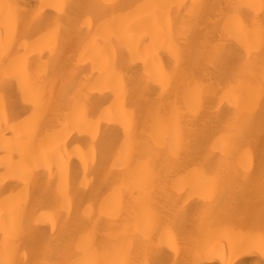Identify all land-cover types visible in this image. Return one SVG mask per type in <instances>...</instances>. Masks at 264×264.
I'll return each mask as SVG.
<instances>
[{
  "label": "bare ground",
  "instance_id": "obj_1",
  "mask_svg": "<svg viewBox=\"0 0 264 264\" xmlns=\"http://www.w3.org/2000/svg\"><path fill=\"white\" fill-rule=\"evenodd\" d=\"M48 2L0 0V264H264V12Z\"/></svg>",
  "mask_w": 264,
  "mask_h": 264
},
{
  "label": "snow or ice",
  "instance_id": "obj_2",
  "mask_svg": "<svg viewBox=\"0 0 264 264\" xmlns=\"http://www.w3.org/2000/svg\"><path fill=\"white\" fill-rule=\"evenodd\" d=\"M44 7H55L58 12L61 10V5L50 3L48 2V0H41V7L34 12L33 19L40 16ZM11 14H14V13H11ZM53 40H54V33L45 35L41 40L37 41L36 46H35L36 50H43L44 48H48L49 51L51 52L54 48V44L52 43ZM7 51H8L7 42L0 40V56L6 55ZM100 71L103 73L106 71V68L102 66L100 68ZM12 74L19 75L23 79L24 83L27 85L28 77L25 71L24 58H19L15 62V64L12 67ZM106 82H107L106 80L103 81L101 86H103V84ZM156 82L160 83L162 87L164 86V77L162 73H157ZM224 99H231L234 101L235 96L229 91L225 93ZM117 114L119 115L121 121L123 122L125 126V130L127 131V129L130 127V120L122 108L119 109L118 113L114 111L112 108L106 109L104 113L102 114L101 119L108 120L109 122H111L112 119ZM77 123L78 124L84 123V124H87L88 126H91L89 122L85 121V117H84V113L82 109L77 114ZM44 163L45 165L49 164V161L46 155L44 156ZM64 163L65 162H64L63 155L58 154V167L60 168L61 171H63ZM240 238L246 241L245 248L247 251H258L262 256H264V231H259L254 234H249L246 237L241 235Z\"/></svg>",
  "mask_w": 264,
  "mask_h": 264
},
{
  "label": "clouds",
  "instance_id": "obj_3",
  "mask_svg": "<svg viewBox=\"0 0 264 264\" xmlns=\"http://www.w3.org/2000/svg\"><path fill=\"white\" fill-rule=\"evenodd\" d=\"M251 6L254 7L256 13L264 12V0H251Z\"/></svg>",
  "mask_w": 264,
  "mask_h": 264
},
{
  "label": "rangeland",
  "instance_id": "obj_4",
  "mask_svg": "<svg viewBox=\"0 0 264 264\" xmlns=\"http://www.w3.org/2000/svg\"><path fill=\"white\" fill-rule=\"evenodd\" d=\"M251 259H253V258H250L249 260H251Z\"/></svg>",
  "mask_w": 264,
  "mask_h": 264
}]
</instances>
